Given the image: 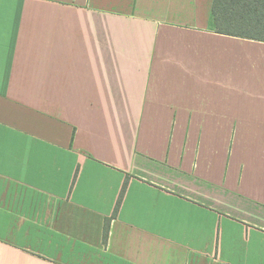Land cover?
<instances>
[{
	"label": "crops",
	"instance_id": "1",
	"mask_svg": "<svg viewBox=\"0 0 264 264\" xmlns=\"http://www.w3.org/2000/svg\"><path fill=\"white\" fill-rule=\"evenodd\" d=\"M212 6L0 0V264H264V41Z\"/></svg>",
	"mask_w": 264,
	"mask_h": 264
},
{
	"label": "trees",
	"instance_id": "2",
	"mask_svg": "<svg viewBox=\"0 0 264 264\" xmlns=\"http://www.w3.org/2000/svg\"><path fill=\"white\" fill-rule=\"evenodd\" d=\"M212 17L219 33L264 41V0H213ZM127 185L125 181L112 217L122 205ZM110 221L106 219L104 239L108 238Z\"/></svg>",
	"mask_w": 264,
	"mask_h": 264
}]
</instances>
